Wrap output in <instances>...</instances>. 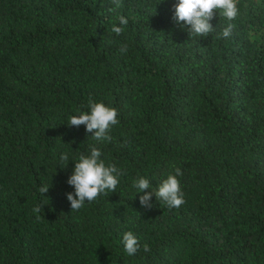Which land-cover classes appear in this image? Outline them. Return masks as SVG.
<instances>
[{
    "label": "trees",
    "instance_id": "trees-1",
    "mask_svg": "<svg viewBox=\"0 0 264 264\" xmlns=\"http://www.w3.org/2000/svg\"><path fill=\"white\" fill-rule=\"evenodd\" d=\"M178 3L0 0V264H264V0L217 10L206 37L174 22ZM90 97L117 110L111 141L68 125ZM90 146L124 174L73 212L67 179ZM176 167L178 209L154 191Z\"/></svg>",
    "mask_w": 264,
    "mask_h": 264
},
{
    "label": "clouds",
    "instance_id": "clouds-1",
    "mask_svg": "<svg viewBox=\"0 0 264 264\" xmlns=\"http://www.w3.org/2000/svg\"><path fill=\"white\" fill-rule=\"evenodd\" d=\"M117 8L121 6V0H113ZM217 10L219 15L228 21L234 20L238 15L236 0H179L175 5L173 20L181 27H187L190 37H206L213 31L210 21L215 17ZM120 25H127L128 20L125 16H119ZM234 25L229 23L220 34L223 38L232 35ZM111 31L116 35H120L123 28L112 26ZM121 54L128 51L127 45L122 44L119 48ZM87 107L90 111L79 112L69 118L68 125L79 127L85 126L87 133H91V137L96 141H111V129L119 123L118 113L114 107L106 106L102 102L88 100ZM79 111V110H78ZM102 152L98 147L90 146V154L81 153L75 160L74 170L68 177L67 183L74 187V192L66 194L67 200L70 202L71 211L75 212L82 209L85 202L88 203L96 200L101 194L107 196L108 193L117 190L120 183L119 176L123 175L121 169L115 164L106 166L101 159ZM69 162L67 153H62L59 158V167L66 168ZM175 174H169L159 186L154 190L155 196L159 202L167 205L169 208L178 209L185 203L184 193L180 187V181L177 177L182 176L183 172L179 167L174 169ZM137 192H144L145 189L151 187L150 180L145 177H139L133 181L132 185ZM49 186L44 185L39 188V192L44 194L48 191ZM152 193L144 192L139 197L140 204L144 207L151 208L149 203ZM42 205L33 208L36 213L41 212ZM124 251L129 255H135L140 250V242L138 238L131 232L123 234ZM145 252L150 251L149 245L144 244Z\"/></svg>",
    "mask_w": 264,
    "mask_h": 264
}]
</instances>
